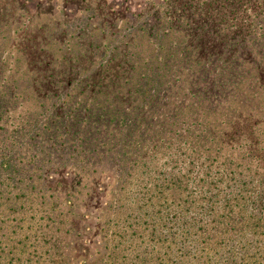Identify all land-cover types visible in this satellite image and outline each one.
Returning a JSON list of instances; mask_svg holds the SVG:
<instances>
[{
    "label": "trees",
    "instance_id": "1",
    "mask_svg": "<svg viewBox=\"0 0 264 264\" xmlns=\"http://www.w3.org/2000/svg\"><path fill=\"white\" fill-rule=\"evenodd\" d=\"M62 1L60 15L49 2L30 9L20 0H0V95L12 106L3 116L16 127L48 101L50 92L60 95L61 89L66 93L57 113L63 106L107 110L112 103L115 112L134 104L131 118L159 132L145 142L135 133L132 144L140 146L139 155H162L151 160V178L158 181L170 170L172 179L198 196L196 215L182 229L180 244L189 250H196L191 239L195 228L207 234L212 217L205 210L210 206L218 214L243 204L253 217L264 216V0H145L141 11L156 12L155 17L160 4L174 10L163 13L166 33L177 22L190 24L197 18L188 33L195 43L192 59L171 71L159 67L149 99L135 77L145 65L131 59L137 54L142 62L148 58L152 31L142 28L143 34L123 37L108 52L115 34L129 24V7L115 9L112 0ZM66 8H73L79 21L86 20L82 27L68 26ZM81 41L86 51L78 54ZM76 75L80 79L74 83ZM114 94L121 95L120 101L110 97ZM81 134L74 147L79 153ZM179 155L197 156L187 164ZM236 238L245 237L238 233ZM178 264L186 262L179 259Z\"/></svg>",
    "mask_w": 264,
    "mask_h": 264
},
{
    "label": "rangeland",
    "instance_id": "2",
    "mask_svg": "<svg viewBox=\"0 0 264 264\" xmlns=\"http://www.w3.org/2000/svg\"><path fill=\"white\" fill-rule=\"evenodd\" d=\"M20 1L30 9L49 2L60 15L64 9L62 0ZM144 3L111 1L115 9L129 7L132 13H127L128 26L115 34L107 51H113L123 37L143 34L142 28L152 31L148 58L142 62L144 58L137 54L131 59L145 65L135 77L149 99L159 67L171 71L192 59L195 43L188 33L197 18L192 17L190 24L177 22L172 33H166L163 13L174 10L160 4V15L155 17L156 12L141 11ZM66 11L71 29L83 26L86 20L76 19L73 8ZM56 35V31L50 34L52 39ZM78 49V54L84 53L86 46ZM75 79L74 83L80 75ZM65 93L66 89L56 96L50 92L48 101L37 105L38 110L16 127L3 116L12 106L0 95L4 118L0 125V264H178L179 259L186 264H264V216L253 217V210L243 204L231 213H212L215 208L208 207L205 213L212 218L207 234L196 233L195 228L191 239L196 250L182 246V229L196 215L198 196L187 191L184 182L172 179L170 170L154 181L149 175L151 160L162 155H139L140 146L132 145L136 134L145 142L159 136L158 129L153 133L131 118L134 104L115 112L112 103L106 104L107 110L63 106L57 113ZM110 97L120 101L121 95ZM84 113H89V119L83 118ZM79 134L80 153L74 148ZM179 156L188 164L197 155ZM238 233L244 234L242 241L236 238Z\"/></svg>",
    "mask_w": 264,
    "mask_h": 264
}]
</instances>
